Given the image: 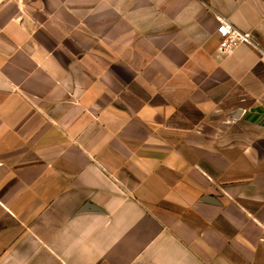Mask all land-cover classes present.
<instances>
[{
  "label": "crops",
  "instance_id": "obj_1",
  "mask_svg": "<svg viewBox=\"0 0 264 264\" xmlns=\"http://www.w3.org/2000/svg\"><path fill=\"white\" fill-rule=\"evenodd\" d=\"M263 52L264 0H0V264H264Z\"/></svg>",
  "mask_w": 264,
  "mask_h": 264
},
{
  "label": "built area",
  "instance_id": "obj_2",
  "mask_svg": "<svg viewBox=\"0 0 264 264\" xmlns=\"http://www.w3.org/2000/svg\"><path fill=\"white\" fill-rule=\"evenodd\" d=\"M217 34L220 37L219 50L223 54H230L239 44L253 43L252 34L250 32L242 31L226 20L220 22L217 27Z\"/></svg>",
  "mask_w": 264,
  "mask_h": 264
}]
</instances>
